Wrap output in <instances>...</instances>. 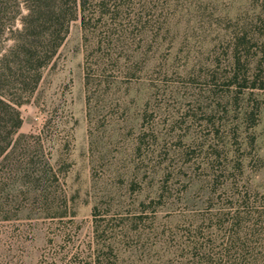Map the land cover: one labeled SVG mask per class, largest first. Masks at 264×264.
Listing matches in <instances>:
<instances>
[{"label": "rangeland", "instance_id": "374dc122", "mask_svg": "<svg viewBox=\"0 0 264 264\" xmlns=\"http://www.w3.org/2000/svg\"><path fill=\"white\" fill-rule=\"evenodd\" d=\"M154 2L87 85L72 22L19 126L0 111V264H196L261 230L264 89L230 83L228 46L264 0Z\"/></svg>", "mask_w": 264, "mask_h": 264}, {"label": "trees", "instance_id": "16d2710c", "mask_svg": "<svg viewBox=\"0 0 264 264\" xmlns=\"http://www.w3.org/2000/svg\"><path fill=\"white\" fill-rule=\"evenodd\" d=\"M154 3V0H0V111H13L17 117L15 129L19 126L16 106L28 101L72 22L79 21L83 44L88 50L94 49L88 55L95 53L90 61L88 56L85 59L87 85L99 76L104 58L101 51L125 49L131 44L133 33L141 34L148 28ZM229 38L230 83L241 81V88L264 89V4L253 19L240 23L239 30ZM4 40L9 45H4ZM243 62L246 68L253 63V71L246 68L241 71ZM7 147L3 146L2 151ZM249 235L258 238L250 242ZM228 247L235 254L233 259L213 258L205 246L195 243L189 249L198 252L192 260L196 264H264V224L258 231H239Z\"/></svg>", "mask_w": 264, "mask_h": 264}]
</instances>
